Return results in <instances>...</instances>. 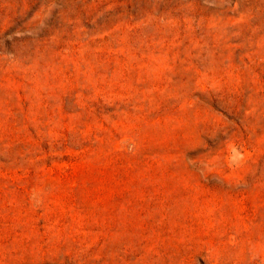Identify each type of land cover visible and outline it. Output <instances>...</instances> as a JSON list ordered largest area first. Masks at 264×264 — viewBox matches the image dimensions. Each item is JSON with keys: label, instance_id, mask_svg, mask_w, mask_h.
<instances>
[{"label": "rangeland", "instance_id": "rangeland-1", "mask_svg": "<svg viewBox=\"0 0 264 264\" xmlns=\"http://www.w3.org/2000/svg\"><path fill=\"white\" fill-rule=\"evenodd\" d=\"M0 264H264V0H0Z\"/></svg>", "mask_w": 264, "mask_h": 264}]
</instances>
